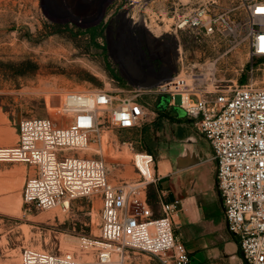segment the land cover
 <instances>
[{
	"label": "built area",
	"instance_id": "1",
	"mask_svg": "<svg viewBox=\"0 0 264 264\" xmlns=\"http://www.w3.org/2000/svg\"><path fill=\"white\" fill-rule=\"evenodd\" d=\"M238 11L244 13L243 24L236 20ZM174 26L177 67L168 80L135 87L117 103L111 90L68 92L60 105L62 115L71 118L68 124L25 118L17 125L16 143L0 146V162L34 167L22 190L26 203L67 208L81 197L102 200L99 234L79 238V251L92 260L82 261L72 251L26 247L19 261L6 264H111L115 255L117 264H129L130 250L152 254L162 264H197L175 232L180 199L162 200L159 216L149 205L147 188L158 178L149 179L142 166H152V153L135 156L142 179L118 184L109 180L102 158L81 155L92 134L105 126L131 130L144 124L151 108L142 95L148 92L194 119L216 162L228 229L248 264H264V87L239 83L234 60L242 48L252 59L264 58V0H238L224 8L207 0L178 15Z\"/></svg>",
	"mask_w": 264,
	"mask_h": 264
},
{
	"label": "rangeland",
	"instance_id": "2",
	"mask_svg": "<svg viewBox=\"0 0 264 264\" xmlns=\"http://www.w3.org/2000/svg\"><path fill=\"white\" fill-rule=\"evenodd\" d=\"M55 1L56 6L52 5ZM205 1L112 0L107 5V14H124L131 24L142 26L143 22L142 27H145L153 47H164L166 55L170 56L178 15L190 12ZM217 1L220 8L238 4V0ZM85 12L81 5L69 7L67 0H0V146L16 143L17 125L25 118L48 117L58 124H68L71 118L60 111L62 99L68 92L111 90L117 103L120 98L130 95L135 87H142L117 76L119 62L106 46V20L98 30L90 29L91 23L82 18ZM62 13L74 14L79 23L60 21L57 15ZM236 20L243 24L245 16L242 11L237 12ZM154 36L159 40H154ZM119 53V61L127 68L137 64L131 54ZM234 60L238 62L239 83L264 87V58L252 59L242 48ZM243 64L244 70L241 69ZM142 99L151 108L144 124L131 130L105 126L100 133L92 134L81 155L102 158L109 168V180L118 184L122 179H142L134 163L135 156L139 152L152 153L155 160L151 167L146 166L148 178L156 176L158 166L162 174L176 172L170 179V188L180 194L195 195L199 203L217 209L222 215L218 187L202 186L209 172L213 173L211 180L216 172V162L209 160L208 141L195 127H182L160 95L148 92L142 95ZM186 137H190L189 141ZM125 140L135 143L130 146L123 143ZM185 146L199 154L201 162L178 169L176 157L181 155ZM166 159L171 165L165 162ZM33 173L34 167L30 164L0 162V264L19 261L26 247L53 252L72 251L82 261L92 260L91 256L79 251V238L99 234L100 196L77 198L67 208L61 205L39 208L26 203L22 197L25 181ZM153 186L154 183L148 185L150 193ZM212 218L214 212L207 220L190 225L189 232L191 235L199 230L207 233L208 246L205 249L218 255L204 261L197 254L194 262L248 264L236 235L221 228L222 216L214 218L215 231H208L206 222ZM229 233L233 238H228ZM117 259L115 255L111 264H117ZM128 262L162 264L152 254L133 250L129 251Z\"/></svg>",
	"mask_w": 264,
	"mask_h": 264
},
{
	"label": "flooded vegetation",
	"instance_id": "3",
	"mask_svg": "<svg viewBox=\"0 0 264 264\" xmlns=\"http://www.w3.org/2000/svg\"><path fill=\"white\" fill-rule=\"evenodd\" d=\"M102 4L103 0H67L69 7L75 8L81 5L86 10L82 18L91 23L88 28L98 30L104 20H106V46L109 50H112L119 62L117 76L127 81L131 79L141 82L175 71L177 67V52L174 45L170 47V56L167 55L165 59L160 60L159 52L152 50L151 39L142 26L131 24L125 15L119 12L108 15L107 9L103 16L100 17ZM125 46H129V48ZM123 48H125L124 51H119ZM119 52L131 54L136 59L137 64L130 69L127 68L119 61Z\"/></svg>",
	"mask_w": 264,
	"mask_h": 264
},
{
	"label": "crops",
	"instance_id": "4",
	"mask_svg": "<svg viewBox=\"0 0 264 264\" xmlns=\"http://www.w3.org/2000/svg\"><path fill=\"white\" fill-rule=\"evenodd\" d=\"M152 50H157L159 52V55L161 57V59H165L166 58V50L164 47L161 48H152ZM162 102L164 103L165 106H167L168 109H172L173 113L176 115V117L179 119V124L182 127H186V128H190L192 129L193 127L196 128L195 126V121L194 119L188 117L187 115H183V116H179V114L176 111V106L170 105L168 102H166L165 100H162ZM197 130V128H196ZM198 131V130H197ZM192 137V136H190ZM190 137H186L185 139H187L189 141ZM209 143V142H208ZM193 144V141H192ZM210 145V144H209ZM185 152H189V153H193L197 156L198 158V162H196L195 164L189 166V167H193L194 165H197L198 163L201 162V157L199 154H196L194 150L189 151L188 148L185 146L182 153L184 154ZM211 155H212V151H211V147H210V157L209 160L211 159ZM178 157V156H177ZM176 157V159H177ZM165 162L169 165H171V161L169 159H166ZM176 166V165H175ZM177 168V166H176ZM160 168L158 166L157 168V172H155L156 177L158 178L157 181L152 182L154 183L153 186V191L150 193L148 191L147 188V199L149 202V205L152 207L153 212L155 214V216H159L162 215V210H161V201H172L176 198L180 199V206L179 209L176 211V213L174 214L173 220H174V224H175V232L176 235L179 237V239H181L186 247L188 248V250L191 252L192 257L194 258L197 254L199 256H201V258H203L204 261L206 260H210L211 258L215 257L218 255V253L216 252H210L207 249V233L204 234L205 232H201L200 230L197 232H193L191 235L189 230H190V225H196V223L198 224L199 222H201L202 220H207V218L209 216H211L212 212H214V218H218V216H222L223 220L221 222V228H223L224 230H228V226L226 223V219H225V215H224V209H223V203H222V215L218 214V210L210 207L207 204H202L199 203L197 201V198L195 195H187V194H180L178 193L176 190H173L172 188H170L169 184L171 182V180L173 179V176L176 172H166V173H161L159 172ZM197 173V172H194ZM212 172H209V175L207 176L206 179H203L204 181H202V186L203 187H208L211 188L214 185L217 186V179H216V172H214V179L211 180L212 177ZM200 176V174H199ZM171 179V180H170ZM151 184V183H150ZM195 187H197L195 185ZM218 187V186H217ZM212 218L210 221H207V226H209V232H214L215 231V219ZM211 227V228H210ZM211 229V230H210ZM228 238H233L230 233L227 234ZM238 241L239 244V240L237 237H235ZM240 247V245H239ZM228 253H232V250H227ZM233 257V256H232Z\"/></svg>",
	"mask_w": 264,
	"mask_h": 264
},
{
	"label": "water",
	"instance_id": "5",
	"mask_svg": "<svg viewBox=\"0 0 264 264\" xmlns=\"http://www.w3.org/2000/svg\"><path fill=\"white\" fill-rule=\"evenodd\" d=\"M112 0H103V4L101 7V13H100V17L103 16V14L105 13L106 9H107V5L111 2ZM52 5H57L56 1L52 4ZM51 6V5H50ZM57 16H59L60 21H64V22H75V23H79L77 16H75L72 13H62V14H58ZM172 76V73L169 74H163V75H159L156 76L153 79H148V80H144L141 82H137V81H133L131 79H129V83L135 86H142L145 88H153L156 87L157 85H159L160 83L168 80L170 77ZM176 111L179 114V116H183L186 115L185 111L180 108L179 106H176ZM196 162H198V158L195 154H191L189 152H185L184 154H181L177 157L176 159V166L178 169H184L187 168L193 164H195Z\"/></svg>",
	"mask_w": 264,
	"mask_h": 264
},
{
	"label": "bare ground",
	"instance_id": "6",
	"mask_svg": "<svg viewBox=\"0 0 264 264\" xmlns=\"http://www.w3.org/2000/svg\"><path fill=\"white\" fill-rule=\"evenodd\" d=\"M142 26H143V22H142ZM143 28L145 29V27H143ZM153 39L156 40V41L159 40V39L155 38V36H154ZM142 170H143L144 173H148V172H147V169H146V166H142ZM145 175H146V174H145ZM146 176H147V175H146ZM151 177H152V176H151ZM151 177H150V178H151ZM150 178H149V179H150Z\"/></svg>",
	"mask_w": 264,
	"mask_h": 264
}]
</instances>
